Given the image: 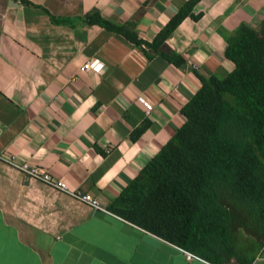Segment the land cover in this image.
Returning a JSON list of instances; mask_svg holds the SVG:
<instances>
[{
    "label": "crops",
    "instance_id": "0c3cea01",
    "mask_svg": "<svg viewBox=\"0 0 264 264\" xmlns=\"http://www.w3.org/2000/svg\"><path fill=\"white\" fill-rule=\"evenodd\" d=\"M190 1L0 0V264H212L110 207L185 124L200 78L234 70L228 37L243 24L262 28L264 0H199L158 50L82 22L98 13L153 44ZM253 264H264V249Z\"/></svg>",
    "mask_w": 264,
    "mask_h": 264
},
{
    "label": "trees",
    "instance_id": "16d2710c",
    "mask_svg": "<svg viewBox=\"0 0 264 264\" xmlns=\"http://www.w3.org/2000/svg\"><path fill=\"white\" fill-rule=\"evenodd\" d=\"M198 1L188 2L153 44L132 24L117 26L98 13L82 22L158 50ZM226 57L234 70L224 80L200 78V91L182 109L185 124L110 211L212 264H253L264 240V24L231 33Z\"/></svg>",
    "mask_w": 264,
    "mask_h": 264
},
{
    "label": "built area",
    "instance_id": "2783aa9c",
    "mask_svg": "<svg viewBox=\"0 0 264 264\" xmlns=\"http://www.w3.org/2000/svg\"><path fill=\"white\" fill-rule=\"evenodd\" d=\"M98 64L99 63L96 60L95 61H89L88 63H86L81 68V70L84 72L89 71V70H93L98 66ZM147 109H148V112L151 110L150 107H147ZM8 162L11 165H14L19 170L26 173L27 175H29L30 177L43 182L44 184L50 186L51 188L58 190L62 193H66V194L70 195L71 197L75 198L76 200H78V201H80V202H82V203H84V204H86V205H88L94 209L101 210L99 202L96 199H94L91 195H82L80 193L71 192L65 183L55 179L51 174L43 173V172L39 171V169L37 167H30L28 164L17 165L13 161H8ZM187 257L189 259H191L194 256L191 254H187Z\"/></svg>",
    "mask_w": 264,
    "mask_h": 264
},
{
    "label": "rangeland",
    "instance_id": "374dc122",
    "mask_svg": "<svg viewBox=\"0 0 264 264\" xmlns=\"http://www.w3.org/2000/svg\"><path fill=\"white\" fill-rule=\"evenodd\" d=\"M249 241H250V239L248 238V236H246V235H244L242 238H241V243L243 244V245H247V244H249ZM261 244H262V246H261V249H264V240L262 239L261 240ZM256 250V249H255ZM254 250V251H255Z\"/></svg>",
    "mask_w": 264,
    "mask_h": 264
}]
</instances>
